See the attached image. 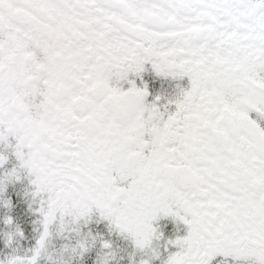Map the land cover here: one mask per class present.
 I'll use <instances>...</instances> for the list:
<instances>
[{
  "label": "snow or ice",
  "instance_id": "6c2138e0",
  "mask_svg": "<svg viewBox=\"0 0 264 264\" xmlns=\"http://www.w3.org/2000/svg\"><path fill=\"white\" fill-rule=\"evenodd\" d=\"M0 264H264V0H0Z\"/></svg>",
  "mask_w": 264,
  "mask_h": 264
}]
</instances>
